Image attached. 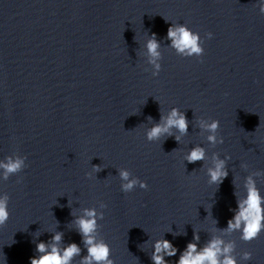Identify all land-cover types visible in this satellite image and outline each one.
Instances as JSON below:
<instances>
[{"label": "clouds", "instance_id": "9594fccd", "mask_svg": "<svg viewBox=\"0 0 264 264\" xmlns=\"http://www.w3.org/2000/svg\"><path fill=\"white\" fill-rule=\"evenodd\" d=\"M260 12L264 15V2L259 4ZM206 37L211 39L212 32H207ZM167 39L172 42V47L183 58H191L196 56L203 62L202 58L205 54V48L200 44L201 35L199 32L193 31L185 23H176L168 27ZM160 43L156 38V34L152 33L150 39L146 43V49L151 57L149 61L154 65L153 77L159 76L162 65L157 61L160 58ZM151 120V117H149ZM199 126L206 129L210 134L207 136V141L211 144L224 143V139L220 136L217 140L215 133L220 129L219 120L213 119L211 123L207 120L201 119ZM175 128L181 135H176L177 142L180 141L182 135L188 134L189 120L184 111L178 107H172L169 114L165 116L163 113L160 115V122L154 123L153 126L147 131L146 139L149 142L159 141L161 137L173 136L171 131ZM206 150L200 144L191 147L184 160L189 164L202 162L205 159ZM227 157L226 159H230ZM24 159H8L7 163L0 164V168L4 169V179H7L10 174L21 171L24 166ZM214 168L208 169L209 183L220 184L223 179L227 177L228 170L226 168L225 159H220L218 156L214 157ZM93 170L99 172L100 166H94ZM89 178L91 173L86 174ZM119 176L122 181L120 185L121 191L125 194L134 191L137 187L143 190L148 189L146 181L141 180L139 177L130 179V173L127 170H121ZM17 182H20L19 180ZM246 196L243 200L237 201L236 210L233 216L227 221L228 231H239L241 239L245 243H251L258 239L262 232H264V197L261 196L259 189L256 187L254 180L250 177L246 183ZM10 197L5 195L0 199V227L6 225L10 218L9 212ZM102 209L107 208L104 202H99ZM104 219V212L97 213L95 208H85L84 214L75 217L77 231L79 232L82 243L86 248L87 254L81 255L82 249L77 243H69L64 248L59 247L63 233L56 232L52 234V244L49 246L41 241L36 244V251L41 253L39 257L30 258V264H73L74 259L79 257V264H115L112 258V250L110 245L105 239L97 240L96 236L98 229L102 225L99 221ZM200 236L198 233H193V242H189L186 248L180 252L179 259L175 264H238L236 258L232 255L234 244L229 242L225 243L222 239L212 238L203 247H199ZM178 249L167 239L156 240L153 243V251L151 255L152 264H169L166 257H174L177 255ZM252 258L250 251H244L243 259L249 261Z\"/></svg>", "mask_w": 264, "mask_h": 264}]
</instances>
